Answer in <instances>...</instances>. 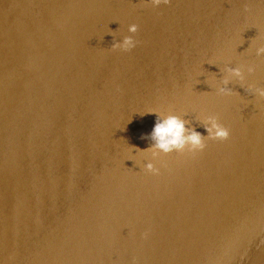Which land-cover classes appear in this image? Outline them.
<instances>
[{
    "label": "water",
    "instance_id": "95a60500",
    "mask_svg": "<svg viewBox=\"0 0 264 264\" xmlns=\"http://www.w3.org/2000/svg\"><path fill=\"white\" fill-rule=\"evenodd\" d=\"M253 39L262 0H0V264H264ZM151 110L230 135L153 159Z\"/></svg>",
    "mask_w": 264,
    "mask_h": 264
},
{
    "label": "clouds",
    "instance_id": "9594fccd",
    "mask_svg": "<svg viewBox=\"0 0 264 264\" xmlns=\"http://www.w3.org/2000/svg\"><path fill=\"white\" fill-rule=\"evenodd\" d=\"M146 2L150 3L153 7H158L162 3H169V0H146ZM262 2H264V0H262ZM127 31L133 34L136 33L137 25L130 24ZM136 44L137 41L129 35L124 36L122 40H114L111 48L113 50L120 49L122 51H129L133 49ZM250 47L255 48V55L257 57L264 56V43H258L256 39H253ZM245 70L247 73H252L255 71V65L248 64L247 66L238 65L235 67L226 66L223 69L225 75L219 83L216 84L217 93L220 95L232 94L233 90L228 85L233 79L240 82L241 86H243ZM247 91H250L253 95L260 99H264V87L249 84ZM145 113H154L156 115L154 125L146 137L151 141V144L145 150H136H139L141 153H150L153 159L158 157L161 153L167 155L172 152L182 153L187 151L189 153H195L202 151L206 146V139L226 140L230 135L229 129L223 126L215 115L196 118L201 122L207 132V135L203 136L194 128L188 127L187 125L189 124V121L185 120L180 115L172 113L165 114L156 110H151ZM144 168L152 174H159V169L155 167L152 162L146 163ZM144 236H147L146 232L144 233Z\"/></svg>",
    "mask_w": 264,
    "mask_h": 264
}]
</instances>
